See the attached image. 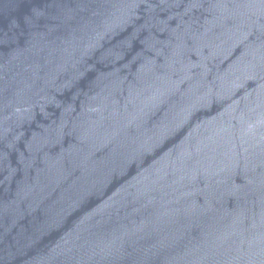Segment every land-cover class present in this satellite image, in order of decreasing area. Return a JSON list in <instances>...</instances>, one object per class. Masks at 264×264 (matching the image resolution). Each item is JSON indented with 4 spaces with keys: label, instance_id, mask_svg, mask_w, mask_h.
Masks as SVG:
<instances>
[{
    "label": "water",
    "instance_id": "95a60500",
    "mask_svg": "<svg viewBox=\"0 0 264 264\" xmlns=\"http://www.w3.org/2000/svg\"><path fill=\"white\" fill-rule=\"evenodd\" d=\"M0 264H264V0H0Z\"/></svg>",
    "mask_w": 264,
    "mask_h": 264
}]
</instances>
